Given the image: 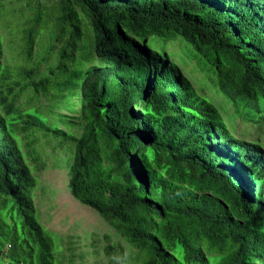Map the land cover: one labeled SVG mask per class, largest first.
<instances>
[{"label":"trees","instance_id":"obj_1","mask_svg":"<svg viewBox=\"0 0 264 264\" xmlns=\"http://www.w3.org/2000/svg\"><path fill=\"white\" fill-rule=\"evenodd\" d=\"M182 42L264 122V0H0V264H56L34 200L43 135L131 248L109 244V264H264V148L168 54Z\"/></svg>","mask_w":264,"mask_h":264},{"label":"rangeland","instance_id":"obj_2","mask_svg":"<svg viewBox=\"0 0 264 264\" xmlns=\"http://www.w3.org/2000/svg\"><path fill=\"white\" fill-rule=\"evenodd\" d=\"M3 32L6 43L5 50L9 52L7 58L11 65L10 51L12 49L10 50V48L13 47V39H9L7 29ZM48 48L49 46L44 52L39 50L40 56H44ZM167 49L168 54L173 55L175 62L192 80L198 92L207 97L220 110L231 134L242 141L255 143L264 148V122L258 123L261 118L249 111H238L235 108L221 93L211 72L201 73L196 63L189 61L194 57L189 45L182 42L181 46L177 44ZM62 126L64 125L56 124L55 127L61 128ZM61 129L68 131L65 127ZM42 138L41 153L45 158L49 152L52 155L50 158H52H49L47 171L41 174L36 173L38 188L34 194V200H36L38 209V221L45 229L51 231L48 232L54 242L53 253L56 264H82V260H85V264H109L105 248L111 243L121 244L126 253L130 254L132 250L125 241L97 213L81 205L72 196L69 181L71 166L74 163L73 157L63 154L64 150L60 149L58 154L53 153L52 149L59 145V141L54 135H43ZM10 208L12 207L10 206ZM14 212L18 213L17 208L14 209ZM76 243L81 244L76 245ZM94 243L98 245L94 246ZM81 245L84 249H79L77 254L81 256L85 253L86 257H73V252L70 249L79 248Z\"/></svg>","mask_w":264,"mask_h":264}]
</instances>
